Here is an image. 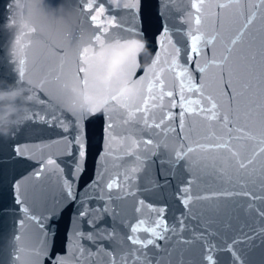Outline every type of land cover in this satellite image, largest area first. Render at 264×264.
Returning a JSON list of instances; mask_svg holds the SVG:
<instances>
[{
	"label": "snow or ice",
	"instance_id": "snow-or-ice-1",
	"mask_svg": "<svg viewBox=\"0 0 264 264\" xmlns=\"http://www.w3.org/2000/svg\"><path fill=\"white\" fill-rule=\"evenodd\" d=\"M105 2L121 6V0ZM38 7L43 15L55 19V12L44 9L42 5ZM122 7L135 14L139 9V0L125 2ZM80 10L90 21L92 31L87 35L81 32L71 36V42L77 47L71 61L67 59L63 46L50 42L37 26L29 28L36 41L47 49V55L35 61L41 75L29 91L39 89L41 93H46L45 98L40 100L41 104L55 101L60 107L70 101L71 124L60 120L54 113L48 117L33 113L25 115L24 119L59 121L63 131L68 133L64 137L67 146L69 149L75 147L79 157L75 171L70 174L75 179L76 173L83 171L85 157V145L80 135L75 133L86 115L103 110L108 120L105 155L112 157L115 167L121 170L104 185L109 193L107 200H113L111 193L114 189L123 191L119 199L135 197V182L146 171L145 165L157 164L165 184L174 177L175 169L180 168L186 173L175 193L184 211L170 224L164 216L166 206L155 208L147 204L150 210L156 212V218L150 222L137 218L135 223L127 226L123 238L116 242L115 230L99 229L97 222L102 215L108 214V204L97 209H83L78 216L81 219L93 217L87 220L91 230L87 233L75 231L72 244L76 240L81 243L75 248L70 244L65 255H56L48 247L42 218L30 215L38 229L30 249L34 264H40L42 257L47 264H97L98 259L104 260L105 264H173L171 257L174 250H166L158 243L168 239L169 233L179 235L178 242L182 245L200 243L203 264H217L213 255L217 246L208 239L212 235L208 225L222 214L230 216L226 203L222 202L243 197L249 201V208L256 201L264 202V195L247 187L249 182L256 184L258 181L264 190V24L256 29L258 21L264 22V0H189L187 14L181 13L182 28L178 30L186 36V41L183 45L173 41L170 29L165 27L159 41L161 50L155 52L150 63L142 69L143 75L138 77L137 72L141 70L138 54L144 49L142 38L122 41L113 36V31L118 30L142 37L135 25L124 27L115 16L106 17L107 9L101 0H82ZM106 40H113L114 43H106ZM217 44L220 45L219 52ZM209 46L210 50L205 51ZM26 63V60L20 61L21 79L26 75V68L23 67ZM209 69L215 71L210 74ZM169 73L172 75L171 84L165 78ZM209 81L214 87L209 86ZM127 84L133 86L130 95L121 92ZM12 95H15L13 91L0 93V100ZM25 99L33 101L37 97L28 95ZM9 110L17 111L14 107ZM27 111L24 109L25 113ZM192 116L207 122L204 142L190 141L189 135H185L186 126L191 131L188 118ZM2 123L3 120H0ZM145 130H159L157 135L175 133L178 147L173 148L167 158L152 160L151 156L157 155L153 151L154 140L144 138L147 135ZM163 147L168 146L165 144ZM15 151L23 155L19 146ZM212 153L221 155H209ZM68 154L72 155L71 150ZM40 163V171L34 174L36 177L49 166L63 171L52 157ZM194 166H199L204 176L215 182L227 183L230 187L208 190L204 194L194 193L196 178L191 171ZM229 169L234 170L235 179ZM98 183L99 178L93 181V187ZM16 187L18 189L19 184ZM61 187L66 198L75 201L72 180L63 178ZM42 197L43 193L37 194V198ZM16 199L18 204L24 203L18 191ZM200 202L207 204L197 207ZM144 205V200L136 201L133 211L140 213ZM22 211L29 215L27 206ZM254 211L264 220V207ZM189 223L195 224L190 239L183 236ZM19 226L23 229L24 220H20ZM141 232L146 235L141 237ZM260 235H264V230ZM41 237L44 239L41 240ZM243 238L249 241L255 239V234L244 233ZM21 239V235L14 237L17 242ZM85 242L90 247H86ZM240 242L233 240L226 246L233 253V264L240 259L234 251L235 245ZM16 264H20L19 258ZM179 264H185L183 252Z\"/></svg>",
	"mask_w": 264,
	"mask_h": 264
},
{
	"label": "water",
	"instance_id": "water-1",
	"mask_svg": "<svg viewBox=\"0 0 264 264\" xmlns=\"http://www.w3.org/2000/svg\"><path fill=\"white\" fill-rule=\"evenodd\" d=\"M81 2L82 0H19L18 4L17 0H0V93L15 90L20 92L15 100H0V120H3L0 124V264H16L17 258L20 264H34L30 249L35 243L33 238L38 229L29 218L30 215L42 218L48 247L56 255H65L69 245L72 244L75 231L87 233L91 230L87 220L93 217L81 219L78 216L83 209H97L107 203L108 214L102 215L97 222L99 229L106 228L109 232L115 230L116 242L123 238L128 230L127 226L135 223L137 218L149 222L156 218V212L150 210L147 204H152L155 208L166 206L167 211L164 216L170 224L184 211L175 193L181 186V181L186 178V173L180 168L175 169L174 177L165 184L157 164L145 165L146 171L141 173V179L135 182L133 189L136 191L135 197L119 199L123 191L114 189L111 193L113 200H107L109 193L104 185L110 177L121 170L115 167L116 162L112 157L105 155L108 120L103 110L86 115L78 126L79 131L75 133L80 135L85 145L83 171L77 172L75 179L70 174L75 171L79 157L76 155L75 147L69 149L67 146L64 137L68 133L63 131L59 121L24 119L25 115L31 116L33 113H38L41 117H48L50 113H54L67 124L72 122L73 117L68 107L70 101H66L60 107L55 101L52 104H41L40 100L45 98L46 93H41L39 89H35L34 92L29 91L30 88H34L41 75L38 67L35 66L36 59L47 55V49L36 41L29 28L33 25L37 26L50 42L63 46L67 51V59L71 61L77 52L76 45L71 42V36L81 32L87 35L92 31L89 27L90 21L81 14ZM101 2L105 3L107 9L106 17L115 16L124 27L135 25L137 31L142 34V37L131 36L114 30L113 36L122 41L142 38L147 42L146 50L138 54L141 70H138L137 77L143 75L142 69L150 63L155 52L161 50L159 41L165 27L170 29L173 41H179L183 45L187 39L185 35L178 33V30L182 28L181 13L187 14L189 0H139V9L135 14L122 7L123 3L130 0H121L120 7L105 0ZM38 5L55 12V19L43 15ZM262 24L264 22L258 21L256 29L258 30ZM183 27L187 31V26ZM106 43H114V41L106 40ZM216 47L219 52L220 45L217 44ZM210 48L211 46L205 51H209ZM169 51L171 52V48ZM21 60L27 62L23 65L26 68L23 79L19 76ZM201 63L203 64V58ZM214 71L215 69H209L210 74ZM165 78L169 84L172 83L170 73L166 74ZM209 86L214 87V84L209 81ZM28 95H34L37 99L27 101L25 97ZM10 107L16 108L17 111L10 112ZM24 109H28L27 113ZM188 124L191 125V131L189 132L186 126L185 135H189L190 141L204 142L207 122L192 116L188 118ZM145 131L147 135L144 138L154 140L153 151L157 155L151 156L152 160L165 159L173 148L178 147L175 133L157 135L159 130ZM165 144L167 148L163 147ZM17 146L23 150V155L16 153ZM69 150L72 155L68 154ZM209 155L219 157L221 154ZM49 157L56 159L59 168L63 171L60 172L49 166L39 177H36L34 174L41 169L40 161ZM191 171L192 176L196 178L193 184L194 193L204 194L208 190H223L230 187L227 183L215 182L212 178L204 176L199 166H194ZM229 172L235 179L234 170L229 169ZM101 173H103L102 177ZM65 177L72 180L75 201L66 198L62 191V179ZM98 178L99 183L93 187V181ZM17 184H19L18 189ZM157 184L163 186H156ZM247 187L257 194L264 195V190L261 189L258 181L256 184L249 182ZM17 191L24 201L22 205L17 203ZM39 193H43L42 198H37ZM138 200H144L145 205L141 206L140 213H135L133 208ZM222 203H226L230 216L222 214L208 225V230L212 233L208 239L217 246V250L213 253L217 264H233V253L226 247L233 240L241 241L234 248L240 258L236 264H264V235H260L264 230V220L254 211L255 208L264 207V202L256 201L252 208L248 207L249 201L243 197ZM206 204L207 202H200L197 207ZM25 206L30 210L29 215L22 211ZM20 220H24L23 229H20ZM194 227L195 224L189 223L183 236L190 239L191 229ZM244 233L255 234V239L245 241ZM17 235L22 236L18 242L14 240ZM140 235L144 237L146 234L141 232ZM179 238V235L174 236L169 233L168 239L158 241L162 248L174 250L171 257L173 264H179L181 252L185 264H203L200 243L191 246L182 245L178 242ZM43 239L44 237H41V240ZM80 243L81 241L76 240L72 247L75 248ZM85 246L90 247L86 242ZM119 250L118 248L117 251ZM69 260H71L70 256ZM40 264H47V261L42 257ZM97 264H105V261L98 259Z\"/></svg>",
	"mask_w": 264,
	"mask_h": 264
},
{
	"label": "clouds",
	"instance_id": "clouds-1",
	"mask_svg": "<svg viewBox=\"0 0 264 264\" xmlns=\"http://www.w3.org/2000/svg\"><path fill=\"white\" fill-rule=\"evenodd\" d=\"M142 43L144 44V49H141V52H144L146 50L147 42L146 41H142ZM132 90H133V86L131 84H127V85L123 86V88L121 89V92H122V94L130 95ZM77 91L80 92L82 90L81 89H77ZM13 92L15 93V95H12L10 97L5 96L4 98L8 99V100H15V98L20 95V92L18 90H15Z\"/></svg>",
	"mask_w": 264,
	"mask_h": 264
}]
</instances>
